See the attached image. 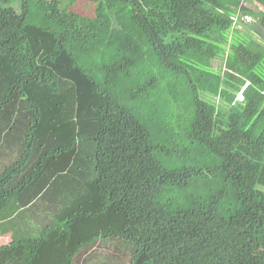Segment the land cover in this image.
<instances>
[{
	"label": "trees",
	"instance_id": "trees-1",
	"mask_svg": "<svg viewBox=\"0 0 264 264\" xmlns=\"http://www.w3.org/2000/svg\"><path fill=\"white\" fill-rule=\"evenodd\" d=\"M88 1L0 0V123L26 146L0 231L41 227L0 264L106 240L128 264H264V10L254 31L243 0Z\"/></svg>",
	"mask_w": 264,
	"mask_h": 264
},
{
	"label": "crops",
	"instance_id": "crops-1",
	"mask_svg": "<svg viewBox=\"0 0 264 264\" xmlns=\"http://www.w3.org/2000/svg\"><path fill=\"white\" fill-rule=\"evenodd\" d=\"M6 130H3L2 123H0V172H2L3 169L11 162L15 161L26 147L24 145L25 129H21L20 125H18L17 128H12L10 132H6ZM51 198L52 197H49L47 199ZM39 213L40 211H35L33 213H26L21 218L19 216L13 223L11 231L5 233H1L0 231V248L10 245L13 239L18 242L26 238L37 237L41 230V227L37 224V217L39 216ZM53 234L55 239L59 238L57 234ZM99 243L100 241H97L96 245H99ZM103 243L104 245L108 244L109 249L111 241L106 240L103 241ZM112 245L114 246V251L115 242ZM95 249L96 246H93L91 249L81 250L77 256V264H100L101 258H105L106 255L101 256ZM115 251H117L116 248ZM31 252L34 251H32L29 247L18 248L16 251V260L13 264H26V259L31 255H34ZM36 252L37 256H33L34 258L31 264H57L54 263V260L49 254L47 255L45 253L43 248ZM108 257L115 258L113 254Z\"/></svg>",
	"mask_w": 264,
	"mask_h": 264
},
{
	"label": "rangeland",
	"instance_id": "rangeland-1",
	"mask_svg": "<svg viewBox=\"0 0 264 264\" xmlns=\"http://www.w3.org/2000/svg\"><path fill=\"white\" fill-rule=\"evenodd\" d=\"M59 1L61 2L62 6H69L70 4H72L70 5L69 10H73L74 12L81 14L85 18L91 19V17L94 14L95 4L91 3L88 0H75V1L74 0H59ZM241 5H242L241 8L243 7L244 14L240 13L239 15L242 18H246L247 23L251 24L253 26L252 29L256 31V27L254 25L255 14H257V12L260 10H264V8L258 4H254L253 1L249 2V0H243ZM17 9H18V6H17ZM233 19H236V17H234ZM215 63H216L215 65L216 71L220 72L221 71L220 69L222 68V66L218 64V62H215ZM262 66L263 68H262L261 73H258V72L257 73L260 74L262 77H264V63ZM246 86H247V83L245 84V87ZM238 97L242 99V96H238ZM110 241H111V244H110L109 249H108V244L104 245L103 241H100L99 245L96 246L95 250L99 252L101 256L106 255L105 258H101L100 264H128L134 252L133 248H130V246L126 245V248H122L120 249V251H115V248H116L115 246L114 251H113L114 246L112 244H114V242L112 240ZM111 254H113L115 258L114 257L109 258L108 256ZM117 257H119V259Z\"/></svg>",
	"mask_w": 264,
	"mask_h": 264
}]
</instances>
